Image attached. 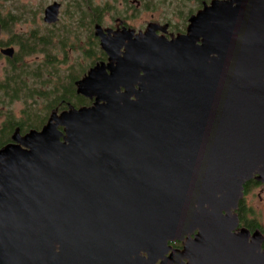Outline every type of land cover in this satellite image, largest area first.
Wrapping results in <instances>:
<instances>
[{
  "label": "water",
  "instance_id": "1",
  "mask_svg": "<svg viewBox=\"0 0 264 264\" xmlns=\"http://www.w3.org/2000/svg\"><path fill=\"white\" fill-rule=\"evenodd\" d=\"M156 29L97 26L108 62L76 82L91 104L0 147V264H264L263 235L236 231L264 184V0Z\"/></svg>",
  "mask_w": 264,
  "mask_h": 264
},
{
  "label": "flooded vegetation",
  "instance_id": "2",
  "mask_svg": "<svg viewBox=\"0 0 264 264\" xmlns=\"http://www.w3.org/2000/svg\"><path fill=\"white\" fill-rule=\"evenodd\" d=\"M211 1L212 0H51L48 2L47 0H37V6H23L22 11L20 12L19 10V13H17L14 8L9 9L0 6V60L3 61L4 68L6 65H9V61H13L14 59L16 46L10 44L9 36L7 35L8 30H13L14 34L24 33L26 36L33 35L36 37L35 53L33 57L27 56V59L30 62H35V66L41 69L46 55V52L43 51L41 40L43 37V27L50 28V30L58 34L61 30L69 28L72 25L75 11L82 16V19L78 16V20H81L84 24L91 23L89 21V13L93 8V11H95L94 15L97 16L96 20L98 17L99 18L97 22L94 20L95 22L92 25V36L98 43L101 55H93L91 63L89 62L85 73L81 74L79 78V80H81L88 71L97 64H106L108 62V56L102 50L100 39L96 36L97 26L100 27L105 34L112 36L115 32H122L125 30L133 31L135 35H138L143 33L148 25L152 24L157 27L155 31L156 35L171 39L177 35L185 34L191 17L195 16L199 11H202L205 5L209 6ZM23 4L27 5V3L24 2ZM53 4H56L58 7L56 21L53 23H46L44 21L45 9ZM91 4L94 7H91ZM27 13L30 14V16H27ZM5 31L7 32L5 33ZM4 35L7 37L4 38ZM72 38L74 39L73 36ZM79 39L80 46L88 45V42L85 43L86 40H84L83 36L82 38L79 37ZM7 48H12L14 50L11 57L1 54V51ZM66 51L68 55L71 54L70 49H66ZM64 52L65 50H56L54 54L57 55L56 61H64ZM71 60L72 57H70L65 64H62V66H69ZM25 61L26 60H24V63H26ZM81 63L85 64L84 61ZM248 183H250L251 186L249 185L246 189L244 186L243 198L239 202L236 211L239 222L236 231L238 232L240 229H246L252 234L254 231L258 230L263 235L262 250L264 252V216L257 215L252 205L249 203L250 201L247 200V195H254V192L257 191L256 196L260 204H263L262 209H264V199L262 197V195H264V184L258 183L255 177ZM169 245L174 249H181L182 247V244L177 241L170 242Z\"/></svg>",
  "mask_w": 264,
  "mask_h": 264
},
{
  "label": "trees",
  "instance_id": "3",
  "mask_svg": "<svg viewBox=\"0 0 264 264\" xmlns=\"http://www.w3.org/2000/svg\"><path fill=\"white\" fill-rule=\"evenodd\" d=\"M6 2L9 3L7 8H14L17 13L26 6L20 0H0V6L6 8ZM94 12L92 8L89 13L91 23L84 24L77 19L78 16L82 19V16L75 11L72 25L58 34L43 27L41 40L46 55L41 69L27 59V56L33 57L35 53L36 37L24 33L14 34L13 30L5 31L10 44L16 46V52L13 61H9V65L3 68L0 77V147L10 142L16 131L25 134L30 130H40L54 111L61 112L70 106L80 108L91 104L89 99L76 93L75 83L85 73L93 55H101L98 43L92 36V25L97 17ZM82 36L85 43L88 42L87 46H80L79 37ZM59 49L65 50L64 61H56L57 55L54 54ZM66 49L71 50L70 55ZM70 57L72 60L69 66H62ZM249 185L247 183L245 189Z\"/></svg>",
  "mask_w": 264,
  "mask_h": 264
},
{
  "label": "rangeland",
  "instance_id": "4",
  "mask_svg": "<svg viewBox=\"0 0 264 264\" xmlns=\"http://www.w3.org/2000/svg\"><path fill=\"white\" fill-rule=\"evenodd\" d=\"M20 1H21L22 4H23V2L24 3H27L28 6H37L38 5L37 0H20ZM47 1L50 2L51 0H47ZM5 4L7 5V6L4 5L5 7H9L8 6L9 5L8 2H6ZM146 19H147V16H146ZM6 37L7 36L4 35V38H6ZM3 66H4L3 61L0 60V77H1V75L3 73V71H2ZM16 108L18 109L20 107L19 106H16ZM256 194H257V191L254 192V195H250V194L247 195V200L250 201L249 203L252 205V207L255 210V212H256L257 215H263L264 216V209H262V205L263 204L262 205L260 204V202L258 201V198H257ZM262 197L264 199V195H262Z\"/></svg>",
  "mask_w": 264,
  "mask_h": 264
}]
</instances>
